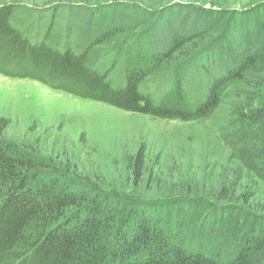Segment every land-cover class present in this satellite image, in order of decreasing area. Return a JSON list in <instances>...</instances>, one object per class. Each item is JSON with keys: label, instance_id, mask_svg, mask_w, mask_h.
Instances as JSON below:
<instances>
[{"label": "trees", "instance_id": "obj_1", "mask_svg": "<svg viewBox=\"0 0 264 264\" xmlns=\"http://www.w3.org/2000/svg\"><path fill=\"white\" fill-rule=\"evenodd\" d=\"M147 1L2 7L0 71L130 112L218 117L222 163L140 200L0 139V264H264V0ZM23 18L33 35L12 26ZM126 166L141 184L146 146Z\"/></svg>", "mask_w": 264, "mask_h": 264}, {"label": "rangeland", "instance_id": "obj_2", "mask_svg": "<svg viewBox=\"0 0 264 264\" xmlns=\"http://www.w3.org/2000/svg\"><path fill=\"white\" fill-rule=\"evenodd\" d=\"M76 1L102 5L142 0H0V8L22 5L36 11ZM148 2V3H147ZM156 9L213 4L244 10L246 0H148ZM170 6V7H169ZM12 26L33 35L31 23ZM47 43L51 41L47 38ZM65 42L60 43L63 46ZM52 44V43H51ZM5 121V122H3ZM8 124V125H7ZM7 126L6 128L4 126ZM224 124L218 117L190 122L130 112L109 103L84 98L29 77L0 71V139L38 152L102 189L117 190L140 200L171 198L182 179L200 168L209 174L221 153ZM146 146L148 173L141 184L127 170V155ZM201 172L202 174L204 173ZM167 192V193H165Z\"/></svg>", "mask_w": 264, "mask_h": 264}]
</instances>
